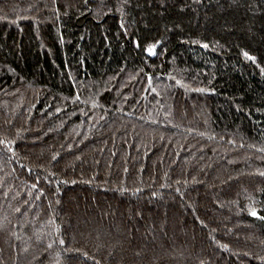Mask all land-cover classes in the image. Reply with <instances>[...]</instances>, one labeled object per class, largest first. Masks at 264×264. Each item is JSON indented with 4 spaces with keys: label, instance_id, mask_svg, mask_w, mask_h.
<instances>
[{
    "label": "trees",
    "instance_id": "obj_1",
    "mask_svg": "<svg viewBox=\"0 0 264 264\" xmlns=\"http://www.w3.org/2000/svg\"><path fill=\"white\" fill-rule=\"evenodd\" d=\"M262 69L264 0H0V264H264Z\"/></svg>",
    "mask_w": 264,
    "mask_h": 264
},
{
    "label": "snow or ice",
    "instance_id": "obj_2",
    "mask_svg": "<svg viewBox=\"0 0 264 264\" xmlns=\"http://www.w3.org/2000/svg\"><path fill=\"white\" fill-rule=\"evenodd\" d=\"M204 47H207V45H204ZM145 51L148 52L149 55H155L156 52L154 51V46L149 47L148 49H146ZM243 55L246 59H248L249 61H252L253 63L256 62L255 57L251 56L247 51L243 52ZM262 72H264V69L261 70ZM151 82V81H150ZM177 83H179V81H177ZM0 143H4L3 141H0ZM261 151H264V149H262ZM53 159H55V157H53ZM259 175L264 176V172H260ZM250 215L252 216H257V212L253 209L250 212ZM262 219H264V217H261ZM61 244L64 243L63 240L60 241ZM49 247H51V245H49ZM224 247H227V245H225ZM85 256H87V253H84ZM259 259H264V257H259Z\"/></svg>",
    "mask_w": 264,
    "mask_h": 264
},
{
    "label": "rangeland",
    "instance_id": "obj_3",
    "mask_svg": "<svg viewBox=\"0 0 264 264\" xmlns=\"http://www.w3.org/2000/svg\"><path fill=\"white\" fill-rule=\"evenodd\" d=\"M8 123V120L4 117H0V130L3 129Z\"/></svg>",
    "mask_w": 264,
    "mask_h": 264
}]
</instances>
